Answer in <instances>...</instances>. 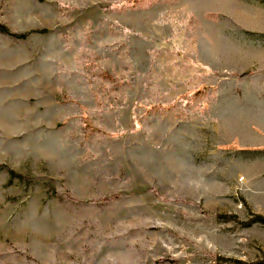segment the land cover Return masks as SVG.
I'll return each instance as SVG.
<instances>
[{
    "label": "rangeland",
    "instance_id": "obj_1",
    "mask_svg": "<svg viewBox=\"0 0 264 264\" xmlns=\"http://www.w3.org/2000/svg\"><path fill=\"white\" fill-rule=\"evenodd\" d=\"M257 261L264 0H0V264Z\"/></svg>",
    "mask_w": 264,
    "mask_h": 264
},
{
    "label": "trees",
    "instance_id": "obj_2",
    "mask_svg": "<svg viewBox=\"0 0 264 264\" xmlns=\"http://www.w3.org/2000/svg\"><path fill=\"white\" fill-rule=\"evenodd\" d=\"M25 33H22L20 34V36H24ZM253 264H264V261H257V262H254Z\"/></svg>",
    "mask_w": 264,
    "mask_h": 264
}]
</instances>
